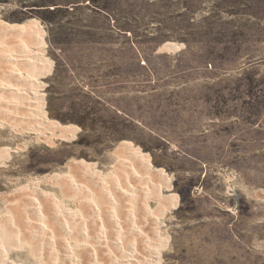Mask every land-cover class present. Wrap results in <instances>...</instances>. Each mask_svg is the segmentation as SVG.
Segmentation results:
<instances>
[{
	"label": "rangeland",
	"instance_id": "obj_1",
	"mask_svg": "<svg viewBox=\"0 0 264 264\" xmlns=\"http://www.w3.org/2000/svg\"><path fill=\"white\" fill-rule=\"evenodd\" d=\"M28 22L42 71L2 56L0 69L35 74L34 108L73 134L46 133L45 141L25 129L18 95L0 90V264H90L88 248L100 264H264V0H0L1 24ZM1 38L0 51L33 45L24 35ZM119 144L157 171L165 188L150 181L144 190L126 169L108 174ZM72 160L105 175L109 191L124 182L135 184L133 193L115 195L114 205L83 190L61 194L47 178L62 176L65 184ZM224 169L238 174L235 214L222 207ZM38 178L44 181L35 184ZM41 193L56 197L50 205L64 213L66 227L47 221L51 235H38L30 248L4 222L22 212L37 218L28 200ZM150 217L159 221L154 231Z\"/></svg>",
	"mask_w": 264,
	"mask_h": 264
},
{
	"label": "bare ground",
	"instance_id": "obj_2",
	"mask_svg": "<svg viewBox=\"0 0 264 264\" xmlns=\"http://www.w3.org/2000/svg\"><path fill=\"white\" fill-rule=\"evenodd\" d=\"M26 36L30 38V41L33 45H28L27 44H21L18 47L17 53H13L8 49H1L0 51V56H2V58L6 59V60H11V61H16V63L18 64H23V65H28L29 67H33L35 66L36 69V75H38L41 71H42V61H41V56H40V48L38 45V41L36 39V33L34 28L32 27L31 23H25V24H20L19 26H10V25H4L0 23V38L1 36H5L7 37L6 40H9L8 37H14L16 38V36ZM2 39V38H1ZM23 39V38H22ZM5 40V41H6ZM24 40V39H23ZM27 41V40H26ZM25 41V42H26ZM21 42V41H20ZM24 42V41H23ZM19 44V43H18ZM30 44V43H28ZM3 59V60H4ZM38 66V67H37ZM13 68V67H12ZM1 73H0V77L3 78V80H0V90L4 91V92H12L15 93L16 95H18L19 97V103L15 104L16 107H22L24 109V111L26 112V116H22V119L26 120V127L25 129L29 130V131H33L39 135H43L44 140L46 139V137L48 135L45 136L46 133L50 134V137H53L55 139H68L72 136L73 134V129L72 128H63L60 125L53 123L51 121H48L47 119H45L35 108H34V102H33V95H34V91L37 89V84L33 81V77L35 76V74H26V75H22L21 73L18 72H12L7 70L6 68H2L0 69ZM12 81H16L17 83H26L27 86V91L24 93L18 92L16 87L10 85L9 83ZM25 90V89H24ZM23 90V91H24ZM14 96V95H13ZM15 100V99H14ZM17 102V101H16ZM3 105V104H2ZM4 107H7L8 105H3ZM15 107V108H16ZM8 114V113H7ZM19 115V114H18ZM14 116V115H13ZM11 121V120H10ZM30 122V123H29ZM5 125L4 121L0 120V129ZM41 137V136H40ZM46 141V140H45ZM46 143V142H45ZM4 155L5 152L2 148H0V161L4 160ZM114 156L116 158V162L115 164L112 166L111 170H109L110 172L108 174L112 175V169H116L118 172L119 170H124L126 169L128 171V175L130 177V181L134 180L136 183H140L142 184V189L144 188V190H148L149 186L147 185V182H153L154 181L157 183L159 182L160 186L159 187H163L165 188L166 186V181L163 180V178L160 176V174L156 171H150L147 164L144 162V159L142 157H140L137 152L131 151L125 144H119V146L115 149L114 151ZM68 169L70 172L73 173L69 174V178L67 180H64L65 184L62 182L63 178L58 177L57 176H50L47 179L49 181H53L57 186H59L60 188V193L67 195V190L68 188L70 189V191L72 193H80V191L83 190V192H88V195H91L93 197V200L95 198V201H99V198L101 200V202H108L110 204H115V200H114V196L120 199L121 198H125L127 196L130 197V195L133 193L132 191L134 190L133 185L135 186V184L132 183L131 184H126L123 182V185H117V184H113V188H112V192L109 191V189H107L104 180H102V177L105 175H101L100 173L96 172L93 166H88V165H84L81 163L80 160H72L69 165H68ZM121 171V172H122ZM120 172V171H119ZM107 174V175H108ZM127 175V176H128ZM75 176H82L83 178L87 179L86 180V185H78L77 184V180ZM125 176V177H127ZM115 177V176H114ZM118 177H120L118 175ZM116 178V177H115ZM122 178V177H121ZM66 179V178H65ZM127 180V179H126ZM40 181H44L43 178H38L35 179V184H38ZM85 181V180H84ZM113 181V180H112ZM118 181V180H117ZM133 181V182H134ZM111 183V182H110ZM146 183V186H144L143 184ZM139 184V185H140ZM33 186V185H32ZM35 187V186H34ZM32 187L34 190L37 191L36 188ZM125 189H123V188ZM157 187V186H156ZM93 191H92V190ZM141 189V190H142ZM151 189V187H150ZM153 189V188H152ZM161 189V188H160ZM19 190V189H18ZM114 190V191H113ZM143 190V192H144ZM129 192V195H128ZM137 192V191H136ZM149 192V191H148ZM148 192H146L148 194ZM18 193V192H17ZM145 193V192H144ZM153 198L154 199H158V196L156 194V189H153ZM41 200L40 199H30L28 200L29 203L28 205H30V209L33 213H35L37 215V218L35 219H31L29 218L30 216H27V214L25 212L20 213V216H14L11 218H6L7 221L4 222V225L6 227H8L9 229V235L12 237V233L15 232V239L16 241L20 240H25L26 243L32 244V243H36L33 242L36 238H38V235H40L41 237H43V239H46L48 237V235H51L50 233V228L47 227V221L51 222L52 224L55 222V224H57V226H61L65 229L66 225H65V217H64V213L61 211L60 208L53 207L52 205H50V202L54 203L53 201L56 200V197L53 196L52 194H45V193H41ZM87 194V193H86ZM127 195V196H126ZM39 196V197H40ZM66 196V197H67ZM135 196V195H134ZM133 197V196H132ZM21 200V199H20ZM164 200V199H163ZM166 202L164 203V209L166 208V210H169V200L166 198L165 199ZM26 201V199H25ZM117 201V200H116ZM47 202L49 203L47 205ZM100 202V201H99ZM118 202V201H117ZM100 204V203H99ZM98 204V205H99ZM131 204V203H130ZM95 205V204H94ZM106 205V204H104ZM109 205V204H107ZM106 205V206H107ZM132 205V204H131ZM97 207V212L94 211L95 207L93 206L92 208H90V210H92L94 212V214L97 215L100 212V207L97 206V204L95 205ZM101 206V205H100ZM103 206V205H102ZM130 206V205H129ZM135 206V205H134ZM133 206V207H134ZM161 206V205H160ZM112 207V206H111ZM115 207V206H114ZM143 207V206H142ZM18 208V207H17ZM21 208V207H20ZM26 208V207H25ZM24 208V209H25ZM121 208V207H120ZM137 208V207H136ZM144 208V207H143ZM28 209V208H27ZM110 209V208H109ZM145 209V208H144ZM8 212L10 213L11 211L9 209H7ZM88 210V209H87ZM113 210V208H112ZM111 210V211H112ZM116 211H118L119 209H115ZM122 210V209H121ZM139 210V209H138ZM163 210V208H162ZM22 211V210H21ZM28 211V210H27ZM82 211V209L80 210ZM103 211V210H102ZM135 211V209H134ZM144 211V210H143ZM142 211V212H143ZM146 211V210H145ZM109 212V211H108ZM124 212L127 214V216L132 217L131 215V210L130 208H126L124 209ZM123 212V213H124ZM148 212V211H147ZM107 213V212H106ZM110 215L112 214V212H109ZM117 213V212H116ZM133 213V212H132ZM137 213V212H136ZM135 213V214H136ZM140 213V212H139ZM67 214V213H66ZM119 214V213H118ZM125 214V215H126ZM133 213V215H135ZM151 214V213H150ZM154 214V213H153ZM90 215V214H89ZM115 215V213H114ZM124 215V216H125ZM138 215V214H136ZM5 216V215H4ZM100 216V215H99ZM118 216V215H117ZM122 216V215H121ZM147 216V214H146ZM145 216V217H146ZM71 217V216H70ZM95 217V215H94ZM104 217V216H103ZM116 217V216H115ZM115 217L112 216L111 219H113V222L115 219ZM136 217V216H135ZM141 217V216H139ZM144 217V218H145ZM2 218V217H1ZM96 218V217H95ZM101 218V217H100ZM99 218V219H100ZM108 218V216H107ZM120 218V217H119ZM122 218V217H121ZM124 218V217H123ZM142 218V217H141ZM137 219V217L135 218V220ZM151 219V223L152 224V230H156L157 225L159 223V221L155 220V217H150ZM93 220V219H92ZM95 220V219H94ZM93 220V221H94ZM126 220V219H125ZM125 220L123 221V223L125 222ZM134 220V219H133ZM144 220V219H143ZM142 220V222H143ZM63 221V222H62ZM117 221V220H116ZM132 221V220H131ZM139 222V220H137ZM121 222V221H120ZM137 222V223H138ZM62 223V224H61ZM95 223V221H94ZM108 223V220H107ZM111 224V222H109ZM118 223V221H117ZM3 224V223H2ZM103 225V223H101ZM129 224V222H128ZM104 225H106L104 223ZM103 225V226H104ZM121 225V224H120ZM127 225V224H126ZM132 225V226H131ZM129 225V227H132V232H135L137 234H143L142 232L138 231L137 228V224H131ZM142 224H140L141 227ZM54 226V224H53ZM108 226V225H107ZM119 226V225H118ZM117 224L116 227L118 228ZM124 228V225H122ZM51 227V226H50ZM55 227V226H54ZM115 227V226H114ZM121 227V226H120ZM126 227V226H125ZM3 228V227H2ZM122 228V227H121ZM128 228V227H127ZM125 228V229H127ZM86 229V228H85ZM119 229V228H118ZM140 229V228H139ZM6 230V229H5ZM105 230V229H104ZM113 230V229H112ZM149 230V229H148ZM54 231V230H53ZM56 231V230H55ZM67 231V230H66ZM103 231V230H102ZM152 231V232H153ZM101 232V229H100ZM100 232H98L100 234ZM120 233H122L121 230H119ZM82 233V232H81ZM84 233H86L84 231ZM97 233V234H98ZM105 233V232H104ZM130 233V232H129ZM102 234V233H101ZM99 235L100 238H102V235ZM107 234V232H106ZM134 234V233H133ZM86 235V234H84ZM83 235V236H84ZM95 235V234H94ZM39 236V237H40ZM47 236V237H46ZM98 236V235H97ZM141 235H139L140 237ZM40 237V238H41ZM88 237V236H87ZM90 237V236H89ZM115 237V236H114ZM137 237V236H136ZM144 237V236H143ZM142 237V238H143ZM50 239V237H49ZM111 239V238H110ZM127 239V238H126ZM140 239V238H139ZM37 240V239H36ZM93 240V239H92ZM99 240V239H98ZM108 240V239H107ZM141 240V239H140ZM40 241V240H39ZM103 243L105 244V240L103 238ZM109 241V240H108ZM120 240L116 241L117 243H119ZM40 243V242H39ZM38 243V245H39ZM48 243V242H47ZM52 243V242H51ZM50 243V244H51ZM88 243V242H87ZM99 243V242H98ZM107 243V242H106ZM121 243V242H120ZM100 244V243H99ZM135 244V243H134ZM133 244V245H134ZM52 245V244H51ZM83 245V244H82ZM117 245V244H116ZM44 246V245H43ZM42 246V248H43ZM101 246V245H100ZM107 246V245H106ZM119 246V245H118ZM131 246V245H130ZM147 246V245H146ZM29 247L31 248V246L29 245ZM103 247V246H102ZM100 247V248H102ZM134 248V247H133ZM137 248V247H136ZM68 252V258L69 256L71 257V259H73L74 261H76V258L71 256V254H69L72 251V248L66 247ZM135 249V248H134ZM39 250V249H38ZM37 250V251H38ZM64 250V249H63ZM101 250H106V249H101ZM131 250V249H129ZM140 250V249H138ZM36 251V250H35ZM36 251V253H38ZM88 251H90V264L94 263V264H100L99 261H97L95 257V252L93 254L92 252V248L89 249ZM94 251V250H93ZM97 251V250H96ZM107 251V250H106ZM44 252V251H43ZM92 252V254H91ZM110 251H108L109 253ZM125 252V251H124ZM98 253V252H96ZM126 253V252H125ZM123 253V254H125ZM137 253V252H136ZM106 254V253H105ZM110 254V253H109ZM108 254V255H109ZM151 254L153 255V249L151 250ZM73 255V254H72ZM99 255V254H98ZM111 255V254H110ZM138 255V254H135ZM134 255V256H135ZM142 256V254H140ZM52 256V255H51ZM113 256V255H112ZM126 255H124V260H130V257L128 256V258L126 257ZM132 256V255H131ZM140 256V257H141ZM145 256V255H143ZM0 257H4V252L2 250V248H0ZM56 257V256H55ZM111 257V256H110ZM116 257V256H115ZM136 260L138 259L137 256H135ZM139 257V256H138ZM89 258V257H88ZM66 259V258H65ZM134 258H132L133 260ZM101 260V259H100ZM117 260V261H116ZM115 261L117 263H120V259H116ZM124 260H121L122 262H124ZM88 261V259H87ZM129 262V261H128ZM132 262V261H131ZM137 261L134 262V264H136ZM140 262V261H139ZM142 262V261H141ZM150 260H147V264H149ZM73 263V262H72ZM130 263V262H129ZM127 263V264H129ZM145 263V262H144ZM123 264V263H122ZM131 264V263H130ZM133 264V263H132Z\"/></svg>",
	"mask_w": 264,
	"mask_h": 264
},
{
	"label": "built area",
	"instance_id": "obj_3",
	"mask_svg": "<svg viewBox=\"0 0 264 264\" xmlns=\"http://www.w3.org/2000/svg\"><path fill=\"white\" fill-rule=\"evenodd\" d=\"M222 176L224 182L223 197L227 201L223 202L222 207L224 211L235 214L239 209L238 174L235 171L224 169ZM200 190V187L195 188V192H199Z\"/></svg>",
	"mask_w": 264,
	"mask_h": 264
},
{
	"label": "crops",
	"instance_id": "obj_4",
	"mask_svg": "<svg viewBox=\"0 0 264 264\" xmlns=\"http://www.w3.org/2000/svg\"><path fill=\"white\" fill-rule=\"evenodd\" d=\"M169 194H173V195H175L174 193H169ZM170 211H168V212H166V213H169Z\"/></svg>",
	"mask_w": 264,
	"mask_h": 264
}]
</instances>
